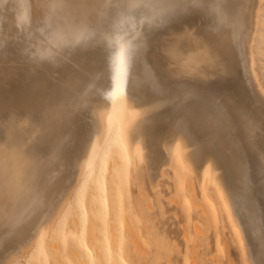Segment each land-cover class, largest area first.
Instances as JSON below:
<instances>
[{"label":"bare ground","instance_id":"bare-ground-1","mask_svg":"<svg viewBox=\"0 0 264 264\" xmlns=\"http://www.w3.org/2000/svg\"><path fill=\"white\" fill-rule=\"evenodd\" d=\"M21 3L27 4V24L19 20ZM184 20L196 24L208 37L206 43L201 40L195 46L188 43L189 39L183 40L179 44L183 56L197 57L200 67H215L218 58L202 56L208 55L209 44L226 46L245 86L238 84L235 89L208 80L207 84L166 82L156 75L147 59L148 36L160 27ZM76 28L91 31L92 42L83 48H61V35ZM107 38L128 47L120 64L110 59ZM46 51L54 56L41 60ZM260 63L264 68V0H0V162L14 150L25 153L30 143L43 145L51 139L50 166L39 184L34 173L27 177L28 188L21 189L17 198L10 197L16 186H10L1 196L0 264L23 260L37 264L34 259L44 244L52 264H63L55 253L56 227L74 198L81 208L84 186L92 177L88 209L92 238H86L85 222H77L74 214L71 226L78 234V251L72 246L73 257L78 258H73L74 262L84 261L79 257L83 252L91 260L88 264H128L123 253L128 240L123 238L120 225L119 232L115 226L113 229V222H119L122 215L121 204L114 206V201H121V187L141 161L154 190L160 188L166 168L183 172L186 167L196 182V188L189 190L196 214L214 225L218 219L225 229V215L231 213L245 229L249 263L264 264V196L262 199L258 195L252 165L259 151L264 153V127L250 104L252 99L264 112ZM212 73L213 77L217 74ZM84 119H91V127L72 150L70 141ZM155 121L164 130L158 138L151 135ZM154 145L162 150L159 160L152 155ZM24 167L21 161L16 174L25 173ZM61 172H66L72 187L56 201L49 187ZM33 184L32 200L18 211ZM197 189L206 194V204L198 202ZM115 195L118 200H114ZM97 202L104 211L100 207L98 210ZM108 207H114L118 214L111 216L110 230L104 219L96 216L102 212L107 216ZM130 214L132 245L138 249L139 233L136 230L134 236L137 226ZM98 220L100 226V221L106 225L105 230L103 225L101 228L103 237L94 223ZM22 229L26 231L21 233Z\"/></svg>","mask_w":264,"mask_h":264},{"label":"rangeland","instance_id":"rangeland-1","mask_svg":"<svg viewBox=\"0 0 264 264\" xmlns=\"http://www.w3.org/2000/svg\"><path fill=\"white\" fill-rule=\"evenodd\" d=\"M174 25L177 26V29L178 27L180 26L181 27L178 30L176 29L177 30L176 31L174 29L175 28ZM174 25L172 24L171 26L166 25L164 27H160L153 34L149 35L147 38V44H148V49L146 51L147 59L148 62L151 63L149 64L151 65L152 69L154 70V72L158 77H160L163 81L166 82L187 80L192 82L198 81L200 83L207 84L210 81L211 82L220 81L226 85H229L231 88H235V89L238 84L242 85V87L245 86V81L243 77L237 72L236 65L229 58L230 55H228V49H226L227 48L226 46L215 48L214 45L211 46L209 43H207L209 44L210 49L208 55H203L202 58H206V56L214 58L215 56V58H218L217 61L218 64H216L215 67H217L218 65L219 66L217 67V69L213 65H211V67H204V68L203 66L200 67L197 57L194 56V57L185 58L182 54V50L180 46L183 40L188 41V39H189L188 43L191 46H195V43L201 40H203V42L206 43L207 40L206 38L208 37L206 32L199 30L196 27L197 26L196 24L190 23V20H184V23L183 21H176ZM172 26H174V28ZM191 26L192 27L194 26L195 29H193L194 27L192 28ZM187 27L188 29L189 28L193 29L192 30L193 32L192 31L189 32V30L191 29L188 30ZM181 28L184 29L182 30ZM198 33L201 34L199 35ZM196 34H198V36ZM160 36H162L163 39L160 38ZM157 38L158 40H156ZM212 41H213L212 43H214V39H212ZM215 41L218 42V39H215ZM162 42L163 44H161ZM224 49H226L225 50L226 52L224 51ZM169 50H172L174 52ZM175 50L177 52H175ZM219 63L222 65L226 63V65L220 66ZM260 65H261L260 72L262 75V79L264 81V68L261 63ZM199 67H200V71L198 70ZM226 67H228L227 68L228 70L224 69ZM188 68H190L191 71ZM212 68L214 69V71ZM234 68L236 71L234 70ZM197 72L199 73L197 74ZM204 72L206 74L208 73V75L204 74ZM212 72H214V74L215 72H217V74H215L217 76L214 75L213 77ZM218 72H220V74ZM221 72L224 73H222L221 75ZM209 74L212 76V78ZM193 75H195V77L197 75V77L195 78ZM208 77L211 79H208ZM205 80H208L207 83L205 82ZM252 101L253 100L251 99L250 104L253 106L255 112L258 113L260 117L259 122L264 127V112H262L263 109L258 108L259 106L257 105V103L255 101L254 102ZM81 123L79 122V125L76 128L78 129V131L74 132V136H73L74 139L72 138L73 141L71 139L72 143L70 141L72 150H74V148H76V146L80 144L86 131L89 129V127H91L90 126L91 119L81 120ZM152 126L153 128L151 135L154 138H158L164 132V130L158 121H155ZM46 143L48 144V146H45ZM49 144L51 145V139L49 138L46 139L43 145H39L37 142H32L27 147V148L30 147L31 148V149L29 148L30 150L26 148L27 151H25V153L24 150L21 149L14 150L11 152L10 155H8L6 158L3 159L4 161L2 160L0 162V211L2 209L1 196L6 191V189H9L10 186H16L13 189L15 194L10 197L17 198L20 194L21 189L26 190L28 188L27 177L36 173L38 178L36 183L38 184L39 181L44 178L45 173L47 172V169L49 168L51 162V151L49 148L50 147ZM42 150H44L45 152ZM152 155L154 156V159L159 160L162 156V150L157 145H154L152 146ZM256 158L257 157L253 159L254 162L252 164L254 166L253 172L255 178L257 177L256 181L258 186V195L260 198L263 199L264 153L259 151V158L257 159ZM21 161L25 163V167H24L25 173H22L21 171L19 175L18 173L16 174V172L18 170ZM154 165L156 166V163ZM172 168L168 167L165 169L166 176L164 175V177H161L163 180L160 179V188H158V190H154L151 187L150 179L148 177V172H146L147 170H146L145 162L143 163V161H141L139 163V168L129 173L127 177L128 181L126 185H123L121 187V201H119L116 198L117 196L115 195L114 200H118V202L120 203L114 201V203L117 204L114 206L120 207L119 204H121L122 215L120 214L121 217H119L120 215L118 216L119 220L118 219L117 220L119 222H113V227L115 226L117 229V227L120 225L122 227L123 238L125 240H128V244L124 245L125 248L123 252L124 257L126 258L128 264H250L248 257L246 255L245 229H243V227L240 226L238 222H236L234 216L231 213H227L225 215L226 218L225 229H222V226L218 222V219H216L214 225V224H210L205 218L203 219L199 214H196V209L194 207L192 199L189 197V190L193 187L196 188V182L193 176L190 174V172L186 167L183 169V172H176L174 168L173 169ZM65 175L66 172H61L51 181L49 192L53 191V195L56 201L57 200L60 201L64 195H67V193H69L70 191V188L72 187V184L67 181ZM176 179H178L179 182H177ZM92 180L93 177L84 186L81 208L78 206L77 199L74 198L69 208L66 210L64 217H62L61 219L60 222L61 225L56 227V236H55L56 242L54 243L56 244L55 253L56 256H58L57 259H61L59 262L63 264H75L77 262V260H75L74 262V259H76L77 257L74 258L72 254L73 253L72 246L75 252L78 251L77 250L78 248H76V244H75L77 242L78 234L76 229H74L71 226V219L73 218L74 214H76L79 217V219H77L78 217L74 215V217H76L75 219L77 222H81V219L85 222L86 238L88 240L92 238L91 237L92 230L90 228L91 225L89 223L90 214L88 211L90 200L92 198L90 193V184ZM108 182L109 179L106 178V187L108 186ZM176 183L177 184L179 183V188ZM209 186H211V184ZM55 188L59 190L58 193L54 191ZM95 189H93L94 192H98V189H96L97 191H95ZM34 190L35 188L33 184L31 188H29L28 190L29 196L26 198L25 204L20 208H17L18 211L23 207H25L27 203L32 200L35 194ZM115 191L113 189L112 194H115L116 193ZM123 192L126 195L123 194ZM196 195L198 197V202L206 204V194L201 193V191L197 189ZM97 203L98 204L95 203V206L100 211L101 203L100 204L99 202ZM235 208L237 213H239V210L237 209L236 206ZM102 209L103 206L101 208V211L105 210ZM112 210L115 213H113ZM111 211L113 214H111ZM116 212L117 211L114 210V207L113 209L112 208L109 209L108 207L107 216L104 215L105 212L104 213L102 212L105 218H102L103 217L102 213L96 216L99 217L98 219L101 220L104 219L102 222L103 223L106 222L107 230L109 227L110 230L112 228L110 224L112 219L114 218V217L112 218L111 216L116 215L117 214ZM128 212L131 213L130 216L132 215L134 218L132 219L131 216L132 219L131 222L134 220L133 224L135 223L136 224V225L134 224L135 227L137 226L136 227L137 229H134L135 231L134 230L133 231L136 232L137 230L139 233L138 235L137 232L136 234L134 233V236L136 235L138 236L139 242L138 241L137 242L139 243V247H140L138 248L139 250L135 249L132 245L133 235L131 234V229H130V226L132 225L129 223L130 217L129 215H127ZM116 217L117 216H115V218ZM109 221L110 223H108ZM113 221H116V219H114ZM98 222L99 220L96 222L94 221V223H97V225L95 224V226H98L97 228L100 227L98 230H101L102 225H103L102 229L105 230L106 228L105 227L106 225H104L105 223L103 224L100 221L101 223L100 226ZM0 225H1V221H0ZM78 225L80 226V223H78ZM115 227L113 229H115ZM23 231H26V229H22L21 233H23ZM117 232H119V230ZM98 233L101 237H103L104 232L100 233L98 231ZM113 233H115V231ZM115 234L117 236L119 235L117 233ZM132 250H134L135 252ZM251 250H253V246H251ZM81 252L82 251L77 253L79 254ZM126 252L127 253L129 252L128 253L129 255ZM247 253L248 255L250 254L249 250ZM82 254L83 252L81 253V256L79 255L77 256L82 258L84 257V261H85V256L86 259L89 256L88 255L84 256ZM125 254H127V257L125 256ZM35 257L36 256H34V258ZM89 259H87V261L85 262L82 261L84 262L83 264L90 263L91 260ZM157 259L158 261H156ZM34 260H36L37 264H52V256L50 255L45 244L40 247V250L37 254V258H35ZM19 264H29V263L26 260H23L20 261Z\"/></svg>","mask_w":264,"mask_h":264},{"label":"clouds","instance_id":"clouds-1","mask_svg":"<svg viewBox=\"0 0 264 264\" xmlns=\"http://www.w3.org/2000/svg\"><path fill=\"white\" fill-rule=\"evenodd\" d=\"M19 20L22 24L29 22V14L27 10V4H20ZM63 40L60 44L61 48H83L88 46L94 39L93 33L87 28H76L68 30L66 34L61 35ZM107 48L110 51V59L114 64H120L126 57L128 47L119 42L115 38L106 39ZM54 56L52 51H46L41 57V60L51 59Z\"/></svg>","mask_w":264,"mask_h":264}]
</instances>
